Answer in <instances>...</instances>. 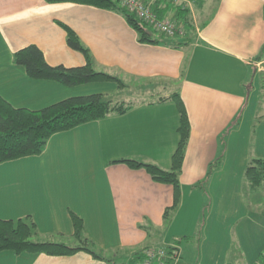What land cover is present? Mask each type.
Wrapping results in <instances>:
<instances>
[{
  "label": "crops",
  "instance_id": "crops-1",
  "mask_svg": "<svg viewBox=\"0 0 264 264\" xmlns=\"http://www.w3.org/2000/svg\"><path fill=\"white\" fill-rule=\"evenodd\" d=\"M145 1L159 18L187 22L185 37L142 43L116 10L0 0L2 99L31 111L99 94L131 105L122 115L55 134L38 156L0 162V220L33 222L37 242L79 248L72 221L78 216L89 249L100 258L85 251L56 257L3 252L0 264H140L132 261L137 254L156 245L169 248L200 212L197 264H258L264 257V185L253 189L246 180L250 163L264 160V0ZM62 25L77 34L94 69L122 86L67 87L31 79L15 64L16 52L37 46L51 66L85 65ZM132 83L141 86L137 94L151 97L132 103L126 94ZM174 94L187 111L190 137L180 203L166 218L174 187L117 162L171 170L180 113L174 101L161 100ZM174 251L173 264H195ZM155 264L169 262L158 258Z\"/></svg>",
  "mask_w": 264,
  "mask_h": 264
},
{
  "label": "trees",
  "instance_id": "trees-1",
  "mask_svg": "<svg viewBox=\"0 0 264 264\" xmlns=\"http://www.w3.org/2000/svg\"><path fill=\"white\" fill-rule=\"evenodd\" d=\"M48 3H77L94 6L100 9L116 10L122 13L128 23L140 35L142 43H158L154 39V30L143 23L137 16L120 6L118 0H46ZM158 15L157 11L154 10ZM177 22V21H176ZM184 23V28L188 27ZM67 32L68 46L82 53L87 62L76 68L51 66L46 61L44 53L37 46H29L15 53L14 62L25 69L27 75L34 80L53 81L67 87H76L93 83H117L119 79L94 69L89 52L82 46L77 34L69 27L62 25ZM153 30V32L151 31ZM174 101L180 113L179 135L180 142L172 158V168L166 171L154 164H145L137 160H122L117 163L127 165L131 169H144L160 184L172 185L175 190L174 204L166 212L175 210L181 199L180 174L183 167L187 143L190 137V121L187 111L179 95L162 99ZM131 109V105L115 104L105 96L91 95L76 97L60 102L40 111L16 109L0 97V162L6 163L26 157L38 156L44 151L48 140L55 134L70 131L87 123L95 122L112 114H124ZM218 165V164H217ZM214 165V166H217ZM246 180L253 189L264 185V160H253L247 168ZM74 236L80 241L81 247L72 248L64 244L51 242H37L38 232L33 222L19 220H0V253L13 252L16 254H44L47 256H72L80 251L100 258L88 247L84 238V223L78 216L72 215ZM133 262L142 261L143 252L137 254ZM258 264H264L261 256Z\"/></svg>",
  "mask_w": 264,
  "mask_h": 264
},
{
  "label": "rangeland",
  "instance_id": "rangeland-1",
  "mask_svg": "<svg viewBox=\"0 0 264 264\" xmlns=\"http://www.w3.org/2000/svg\"><path fill=\"white\" fill-rule=\"evenodd\" d=\"M157 34L158 33H155V32L153 34L155 39H160V40L163 39V41L169 39L166 36H163L160 34L157 35ZM137 85L141 89V86L139 84L132 83L128 92L126 93V94H129V97H130L129 99H130V101H133L132 103H135L134 101L140 102L143 100H148L151 97V94H149V92H147V91H141L140 94H137V92H138ZM150 90H152V88H150ZM248 194H249V192H247V194H246V203H249V199H250ZM200 223H201V212H200L199 220H197V216H196L195 218H193V220H191L187 223V229L184 232L187 234H180L176 238L172 239V242L170 244L171 246H169V248L164 247L163 245H156L150 249L154 252H157V253L164 252L165 256H164L163 260H166L167 262H169V264H173L175 262V259H177V258H175L176 255H178L176 253V251H174V248H176V249L180 250L179 254H180L181 259L184 260V262L185 261L188 262L190 260H193V262L195 264H197V262H198V247H199L198 241H199V236H200L199 227L201 225ZM190 229H194V231L192 230L193 232H189ZM198 231H199V234L197 236ZM234 258H235V256L233 257V259ZM156 260L154 261V264L156 263Z\"/></svg>",
  "mask_w": 264,
  "mask_h": 264
},
{
  "label": "built area",
  "instance_id": "built-area-1",
  "mask_svg": "<svg viewBox=\"0 0 264 264\" xmlns=\"http://www.w3.org/2000/svg\"><path fill=\"white\" fill-rule=\"evenodd\" d=\"M121 7L127 9L130 13L137 16L143 23L154 30L155 33L166 36L171 39L185 37V28L179 25L174 19L159 18L152 5L145 0H118ZM178 1V0H173ZM143 260L140 264H154L158 258H164V252H154L146 250L143 252Z\"/></svg>",
  "mask_w": 264,
  "mask_h": 264
}]
</instances>
